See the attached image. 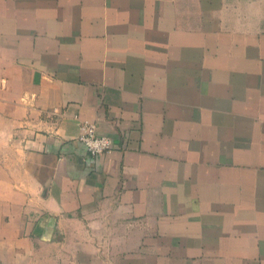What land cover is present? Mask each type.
<instances>
[{"label":"crops","instance_id":"0c3cea01","mask_svg":"<svg viewBox=\"0 0 264 264\" xmlns=\"http://www.w3.org/2000/svg\"><path fill=\"white\" fill-rule=\"evenodd\" d=\"M0 264H264V0H0Z\"/></svg>","mask_w":264,"mask_h":264},{"label":"built area","instance_id":"2783aa9c","mask_svg":"<svg viewBox=\"0 0 264 264\" xmlns=\"http://www.w3.org/2000/svg\"><path fill=\"white\" fill-rule=\"evenodd\" d=\"M83 132L79 135L88 151L91 153H104L109 151L114 143L110 135L99 133L94 122L85 121L82 125Z\"/></svg>","mask_w":264,"mask_h":264}]
</instances>
